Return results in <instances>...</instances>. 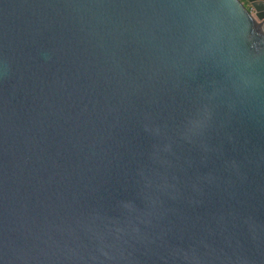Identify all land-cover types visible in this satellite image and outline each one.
Instances as JSON below:
<instances>
[{"label": "water", "instance_id": "95a60500", "mask_svg": "<svg viewBox=\"0 0 264 264\" xmlns=\"http://www.w3.org/2000/svg\"><path fill=\"white\" fill-rule=\"evenodd\" d=\"M0 264H264V0H0Z\"/></svg>", "mask_w": 264, "mask_h": 264}, {"label": "built area", "instance_id": "2783aa9c", "mask_svg": "<svg viewBox=\"0 0 264 264\" xmlns=\"http://www.w3.org/2000/svg\"><path fill=\"white\" fill-rule=\"evenodd\" d=\"M239 1L243 2L244 0H239Z\"/></svg>", "mask_w": 264, "mask_h": 264}, {"label": "flooded vegetation", "instance_id": "af4514ba", "mask_svg": "<svg viewBox=\"0 0 264 264\" xmlns=\"http://www.w3.org/2000/svg\"><path fill=\"white\" fill-rule=\"evenodd\" d=\"M246 6H247V4H246ZM249 8V7H248Z\"/></svg>", "mask_w": 264, "mask_h": 264}]
</instances>
